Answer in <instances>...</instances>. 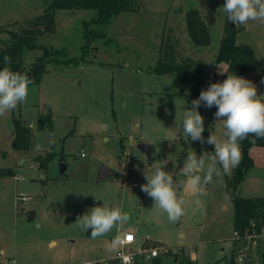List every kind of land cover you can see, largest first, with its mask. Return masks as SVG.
<instances>
[{"label": "rangeland", "instance_id": "rangeland-1", "mask_svg": "<svg viewBox=\"0 0 264 264\" xmlns=\"http://www.w3.org/2000/svg\"><path fill=\"white\" fill-rule=\"evenodd\" d=\"M50 2L0 0V26L14 21L12 28L24 24ZM224 3L137 0L135 10L121 12L106 23L93 21L92 10H55L51 30L37 35L36 41L64 50V55L57 64L47 65L50 70L38 84L29 85L27 102L21 104L20 122L31 127L28 149L12 148L10 112L0 117V167L15 168L16 177H24L23 181L15 176L0 178V264H90L111 259L116 253L108 250V244L126 231L135 238L121 250L133 249L132 264H172L173 260L225 264L232 251L234 264H240L239 256L243 264H261L264 233L233 234L226 175L214 176L212 183L202 184L191 195L183 192L182 182L187 178L180 169L187 153L204 154L207 160L214 152V145L206 142L210 133L224 138L223 129L215 126V106L201 104L197 109L204 117L205 143L186 138L181 126L183 113L199 97L172 74L151 71L169 38L177 40L173 45L178 56L195 58L213 83L223 82L226 63L213 59L229 23L237 29L236 42L248 44L261 65L260 70L239 76L254 83L258 94H264V24H233L223 12ZM189 8H196L205 21L211 37L208 46L199 48L191 43L185 20ZM209 8L212 22L207 21ZM90 30L103 33L91 36ZM5 37L0 30V42ZM40 54L39 49L28 51L23 60L30 63ZM46 114L51 124L38 128V116ZM53 138L56 142L50 144ZM139 142L151 145L150 163L136 147ZM48 155L51 159L40 166L39 160ZM249 155L253 166L235 192L243 197H264V148L251 147ZM61 160L67 168L58 180ZM153 164L173 175L177 195L185 200L184 215L176 223H170L141 190ZM101 165H107L111 173L96 182ZM104 202L129 213L131 220L93 240L91 229L82 232L76 221ZM30 211L33 214L28 220ZM153 248H158L159 254L147 258Z\"/></svg>", "mask_w": 264, "mask_h": 264}, {"label": "clouds", "instance_id": "clouds-1", "mask_svg": "<svg viewBox=\"0 0 264 264\" xmlns=\"http://www.w3.org/2000/svg\"><path fill=\"white\" fill-rule=\"evenodd\" d=\"M223 12L228 21L235 25H247L250 21L264 24V0H225ZM5 64H10L8 56L4 57ZM264 82V81H262ZM34 81L26 73L13 71L9 67L0 69V117L15 110L20 104L27 102L29 85ZM204 105L206 108L216 106L217 128L223 129V139L212 132L207 143L214 145V152L207 156H197L195 151H189L180 169L185 189L199 190L200 186L212 183L213 177L227 175L241 161L239 141L249 136L264 138V94H258L257 87L250 80L235 73L228 74L223 82L210 84L207 90H202L199 98L192 101L191 108L183 113L182 129L186 138L205 143L203 137L204 117L197 109ZM50 139V144H55ZM255 143V140L251 141ZM40 146L37 145V150ZM222 168H218L217 165ZM175 166V162H174ZM150 175L145 174L147 183L141 185V190L154 200V206L166 214L170 223H176L184 215L185 200L178 197L173 175L163 170V167L153 164ZM203 174V175H201ZM17 180L23 181L22 175ZM131 216L119 207L95 206L76 223L82 232L91 229V238L106 236L114 228L121 229L128 224ZM131 238V239H130ZM134 237L131 233L117 234L108 244V250L119 252ZM125 257V260H129Z\"/></svg>", "mask_w": 264, "mask_h": 264}, {"label": "trees", "instance_id": "trees-1", "mask_svg": "<svg viewBox=\"0 0 264 264\" xmlns=\"http://www.w3.org/2000/svg\"><path fill=\"white\" fill-rule=\"evenodd\" d=\"M137 0H51L46 4L42 13L35 16L33 19L19 24L17 21L0 26V30L7 34V37L0 42V69L9 67L13 71L26 73L34 83L38 84L44 73L49 71L47 65L49 63L57 64L64 55V50L55 49L39 43L36 40L37 35L44 31H50L53 23L54 12L57 9H67L69 11L76 9H88L94 13L93 21L106 23L112 17L119 15L124 11L135 10ZM186 29L190 41L196 47H205L210 44V34L205 21L200 16L196 8H189L185 12ZM87 26V25H86ZM87 31V30H86ZM85 32V36H87ZM91 36L101 35L103 32L90 30ZM237 29L226 25L223 34L218 43V48L215 53L214 62L224 61L226 69L224 78L228 74L235 73L241 75L247 71L260 70L261 65L256 58L253 49L246 43L236 42ZM88 41V38H86ZM169 38L161 46L160 56L151 71L156 74H172L178 81L189 85L192 94L199 97L202 90H207L210 84L213 83L211 76H208L203 66L198 60L190 56H178L175 46ZM39 49L41 54L30 63H25L24 54L28 51ZM8 56L11 60L10 64H5L4 57ZM62 62H67L62 61ZM31 84V85H33ZM21 104L10 112V121L14 129L12 138V148L28 149L31 140V127L24 126L19 119V111ZM215 110L217 108L215 106ZM38 128H42L46 123L51 124L52 120L49 114L38 116ZM255 140V143L251 141ZM241 151V161L239 165L232 169L229 175L225 176L226 189L233 206V231H236L240 236L247 231L260 234L264 233V197L249 198L240 196L235 192L236 186L241 182L247 169L252 167V159L249 155V149L253 146L264 147V138H255L249 136L246 139L239 141ZM52 155L39 160L40 166L44 167L47 160L51 159ZM39 159V157H37ZM16 169L12 167H0V178L8 176H16ZM235 242H237L235 240ZM234 242V244H235ZM90 264H119L116 259H106L103 261H94ZM160 264V263H154ZM172 264H183L181 261H172ZM184 264H194L186 261ZM225 264H234L233 251L228 261ZM261 264H264V250L261 251Z\"/></svg>", "mask_w": 264, "mask_h": 264}, {"label": "water", "instance_id": "water-1", "mask_svg": "<svg viewBox=\"0 0 264 264\" xmlns=\"http://www.w3.org/2000/svg\"><path fill=\"white\" fill-rule=\"evenodd\" d=\"M207 21L208 22L213 21L210 8L207 11ZM136 147L146 155L147 162L150 163L151 150H153L151 145L149 143H146V142H139V143H137ZM66 168H67V163L64 160H61L58 162V164H57V179L58 180L63 178L65 171H66ZM110 173H111V169L107 165H101L98 169L96 176H95V181L99 182V181L105 180L109 176ZM195 191L196 190H192L190 188L185 189V187L183 190V192L186 196L191 195ZM32 214L33 213L31 211L28 213V215H27L28 220H30L32 218ZM132 250H133L132 248L129 249V251H132Z\"/></svg>", "mask_w": 264, "mask_h": 264}, {"label": "built area", "instance_id": "built-area-1", "mask_svg": "<svg viewBox=\"0 0 264 264\" xmlns=\"http://www.w3.org/2000/svg\"><path fill=\"white\" fill-rule=\"evenodd\" d=\"M75 154H77L78 156H83L84 155L83 152H79V153L76 152ZM133 184L137 185L136 182H134ZM126 233H131L132 236L134 237V234L131 231H126L123 234H126ZM246 233L247 234L250 233L249 231H247V228H246ZM233 234H234V236H237V237L239 235L236 231H233ZM133 241H134V239L130 243H126L125 245H129ZM157 254H159L158 248H153V249L148 251L146 257L147 258H154L155 256H157ZM135 256L136 255H135V252L133 250L129 251V249H128L127 251H123V250L120 249L119 252H116V254H115V256L113 258L116 259L119 264H132L134 262V257ZM125 257H129L130 259L126 261ZM237 259L240 262V264H243L242 256H239Z\"/></svg>", "mask_w": 264, "mask_h": 264}, {"label": "crops", "instance_id": "crops-1", "mask_svg": "<svg viewBox=\"0 0 264 264\" xmlns=\"http://www.w3.org/2000/svg\"><path fill=\"white\" fill-rule=\"evenodd\" d=\"M253 147H261V146H253ZM264 148V147H263ZM133 183H134V181H133ZM137 183V182H136ZM130 249V248H129Z\"/></svg>", "mask_w": 264, "mask_h": 264}, {"label": "snow or ice", "instance_id": "snow-or-ice-1", "mask_svg": "<svg viewBox=\"0 0 264 264\" xmlns=\"http://www.w3.org/2000/svg\"><path fill=\"white\" fill-rule=\"evenodd\" d=\"M131 239V238H130Z\"/></svg>", "mask_w": 264, "mask_h": 264}]
</instances>
